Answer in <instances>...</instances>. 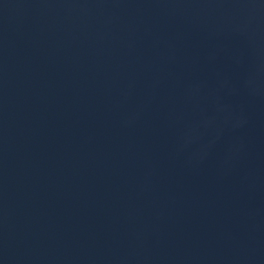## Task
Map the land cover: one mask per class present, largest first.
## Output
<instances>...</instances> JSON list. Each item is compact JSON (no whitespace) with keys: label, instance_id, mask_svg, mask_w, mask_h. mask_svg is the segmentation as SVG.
Instances as JSON below:
<instances>
[{"label":"water","instance_id":"water-1","mask_svg":"<svg viewBox=\"0 0 264 264\" xmlns=\"http://www.w3.org/2000/svg\"><path fill=\"white\" fill-rule=\"evenodd\" d=\"M0 264H264V0H0Z\"/></svg>","mask_w":264,"mask_h":264}]
</instances>
